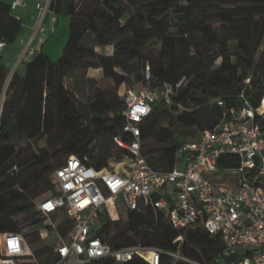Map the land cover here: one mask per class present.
<instances>
[{
  "label": "trees",
  "instance_id": "obj_1",
  "mask_svg": "<svg viewBox=\"0 0 264 264\" xmlns=\"http://www.w3.org/2000/svg\"><path fill=\"white\" fill-rule=\"evenodd\" d=\"M56 14L70 15V32L60 58L53 60L43 50L27 63L25 75L15 72L6 89L0 113V234L20 231L17 216L23 213L42 223L33 197L38 190L54 192L53 172L70 154L101 169L109 159L127 152L117 145L116 136L130 139L124 129L126 116L124 96L103 93L97 99L78 103L65 85V77L77 68L101 67L104 76L117 86L136 78L140 85L170 82L177 87L170 105L159 100L141 124L142 151L156 168L171 169L178 146L189 139L186 130L198 125L204 129L216 124L223 110L242 106L245 100L257 108L264 98V0H51ZM24 25L11 2L0 0V41L13 43ZM88 32L94 34L91 49L84 44ZM113 46L111 54L99 52L96 45ZM221 58V63L215 65ZM147 67L150 78H147ZM122 68L125 73L117 70ZM8 69L0 55V97ZM177 94V95H176ZM224 100L220 105L218 99ZM175 103L187 108L177 111ZM177 116L181 130L159 126L167 116ZM60 119L65 136L62 145L50 143L52 150L42 148L23 154L18 145L28 139L38 143L52 135L55 120ZM80 119H91L81 127ZM263 124L264 116L256 113ZM92 130V133H90ZM151 138L158 146H143ZM100 151L95 153V142ZM114 144L120 149L115 151ZM240 159L228 154L220 166L236 167ZM70 219L60 224L67 235ZM114 230V233L112 232ZM186 229H177L154 209L127 210L117 219L101 218L97 234L113 247L135 243L154 245L202 261H214L223 248L222 238L211 235L202 225L189 228L180 244L179 236ZM50 231L47 224L28 236L36 242ZM51 248V247H50ZM43 251L36 249L39 255ZM167 264H186L172 257H163ZM30 264V263H29ZM89 264H122L112 258H101ZM123 264H148L134 258Z\"/></svg>",
  "mask_w": 264,
  "mask_h": 264
},
{
  "label": "built area",
  "instance_id": "obj_2",
  "mask_svg": "<svg viewBox=\"0 0 264 264\" xmlns=\"http://www.w3.org/2000/svg\"><path fill=\"white\" fill-rule=\"evenodd\" d=\"M47 1L48 5L37 3L39 27L50 12L51 0ZM26 5V0L11 1L12 9ZM3 45L0 41V51ZM146 74L149 79V67ZM183 81L147 82L129 90L124 95V129L131 138L115 137L117 145L127 150L121 162L127 165L98 169L70 154L52 174L54 192L36 207L43 222L50 220L46 223L50 231L60 236L48 260H41L23 232L6 231L0 234V264H89L105 257L122 264L137 257L148 264H167L163 257L186 264H264V123L256 121L257 112L264 116V98L257 108L247 100L242 106L226 107L216 124L202 129L196 139L182 142L174 166L163 170L143 154L141 124L159 100L174 102ZM218 103L225 105L220 98ZM228 154H236L240 164L222 168L220 159ZM122 206L154 209L177 229L202 225L222 238L223 248L208 262L142 243L113 247L97 231L103 212L117 219ZM57 214L60 218L53 220ZM66 218L71 223L62 236L59 226Z\"/></svg>",
  "mask_w": 264,
  "mask_h": 264
},
{
  "label": "rangeland",
  "instance_id": "obj_3",
  "mask_svg": "<svg viewBox=\"0 0 264 264\" xmlns=\"http://www.w3.org/2000/svg\"><path fill=\"white\" fill-rule=\"evenodd\" d=\"M26 1H27V5L31 7L33 4H35L37 0H26ZM40 2L45 3L46 5L49 4V1L47 0H40ZM24 9H25L24 7H19L17 10H14L13 12L19 13L23 11ZM50 12H51V8H50ZM56 15L59 17V21H57L56 24L53 22L52 24H50L51 22L50 19L47 21L44 20L45 22H43L42 26L39 27L37 25L35 29L36 31L38 30V32L40 31L39 35L46 34L48 37L47 43L45 45L46 53H47V50L48 49L50 50L51 47H54L55 49L58 46L59 48L58 51L53 50L51 51V54H49L53 60H57L62 55L64 47L69 38V32H70V15L63 14V13L56 14ZM39 20H40V14L37 17V22H39ZM29 22L30 21H28V19L25 20V25H23L22 31L20 33L21 36H25V35L28 36L30 29L26 23H29ZM53 24H55V27H56L54 32H52L51 30V26ZM42 27H44L45 30L42 29ZM94 43H95L94 34L91 32H88L84 39V44L86 45L88 49H91L94 46ZM98 49L103 52L113 51V46L109 45L108 49H105V48L104 49L98 48ZM221 60H222L221 58H218L216 60L215 65L216 66L219 65L221 63ZM117 70L122 73H125V70L122 68H117ZM8 77H9V72H8V75H7L5 84H4L2 95L0 97V113H1L2 103L5 99L6 89L8 88L12 75L11 77L9 78ZM95 77L97 79H95ZM65 85L72 91V93L74 94L75 98L78 101H88V100L97 99L98 96L101 95V92L105 94L111 92L113 96L117 95V97L124 96L129 90L138 89L142 86L139 84L136 78H132L127 83L125 82V83H122L120 86L116 85L115 87V84L111 78H107L105 76L99 77V74L96 70H91V72H87L86 69H83V68H77L74 71H71L65 77ZM174 105L177 106V111H182L187 108L182 103H175ZM54 120H55V129L52 135L50 136L46 135V136L41 137L38 143L36 142L31 143L28 139H24L18 145V150L20 151L23 149L24 150L23 154L27 155V154H30L32 150L39 151L42 148H48L49 150H52L50 143H56L59 146L62 145L65 142V136L63 135L62 130H61V122H60V119H54ZM80 122H81V127H87V125H90L91 119H80ZM161 125H166V126L171 127L175 133H178L181 130V123L179 119L177 118V116H174V115H170L162 119L161 122L159 123V126ZM204 125H205V122L202 125H198L196 127H193L192 129L186 130L185 138L186 139H196L201 131V128ZM90 133H92V130ZM159 143L160 142L158 141V139L151 138L148 141H146V144H144L143 148L147 149L150 147L151 144L158 146L160 145ZM94 146L96 148L95 153L97 154L101 149L100 143L95 141L91 145V147H94ZM113 149L115 151L120 150L115 144L113 146ZM157 154H158V151L151 152L147 154V157L151 158ZM124 160H126V158L123 155L122 156L115 155L109 159L108 168L123 169V167L127 165L126 163L124 164L121 163ZM51 193H52L51 190L39 189L38 194L35 197H33V201L38 203L40 200L50 195ZM119 204H122V201H119ZM120 211L123 213H126L127 210L124 206H122ZM103 216L109 219H113L112 216H110L108 212H103L102 217ZM16 218L21 228L20 231L26 235L27 239H28V236L30 237L31 235L36 233V230L38 229V227H43L44 224L50 222V220L47 219L41 224L36 223L34 222L35 217L28 213L20 214ZM57 218L58 219L60 218L59 214L55 215L53 220ZM188 231L189 230L186 229L185 233L179 238L181 245L185 241L186 234L188 233ZM112 232L114 233V230ZM59 239H60V236L57 233L48 231L47 233H45V236L39 238L36 242L34 243L29 242V243L35 251L36 249H41L43 251L39 255H40L41 260L46 262L48 260L47 257L52 253V248L50 247H53L59 241Z\"/></svg>",
  "mask_w": 264,
  "mask_h": 264
},
{
  "label": "crops",
  "instance_id": "obj_4",
  "mask_svg": "<svg viewBox=\"0 0 264 264\" xmlns=\"http://www.w3.org/2000/svg\"><path fill=\"white\" fill-rule=\"evenodd\" d=\"M11 2L12 0H7ZM40 2V0H37L35 4H33L31 7L28 5L26 6H21L24 7L25 9L21 12H14L16 15L20 16L24 20V25H25V20L28 19L30 21L29 23H26L30 29V32L28 33V36H21L19 35L15 42L13 43H4L0 55L3 57V61L8 69L9 72V77L13 75L15 72L20 73L21 75H25L26 73V68H27V63L32 60L34 55L40 51L43 50L45 52V45L47 43L48 37L45 34L39 35L40 31L35 34V29L38 25L39 22H37V17L40 14L39 8L37 7V3ZM19 8V7H18ZM13 9L14 10H17ZM50 19V24L55 23L59 21V17L56 15V13L51 10L49 12L48 16L46 17L45 21ZM71 20V17H70ZM44 21V22H45ZM55 24L51 26L52 32L55 31ZM35 27V28H34ZM44 29V27H42ZM45 30V29H44ZM35 34V38L32 42H30L31 37ZM37 35V36H36ZM109 45H96L95 49L99 52L100 51L98 48L102 49H108ZM56 47V46H55ZM58 46L54 49V47H51L50 50H47L48 54H51V51L55 50L58 51ZM113 51H107L105 53L111 54ZM61 57V56H60ZM59 57V58H60ZM91 70H96L99 74V77H104L103 69L101 67H90L86 69L87 72H91ZM8 77V78H9ZM95 79H97L95 77ZM78 103H86L87 101H77Z\"/></svg>",
  "mask_w": 264,
  "mask_h": 264
}]
</instances>
